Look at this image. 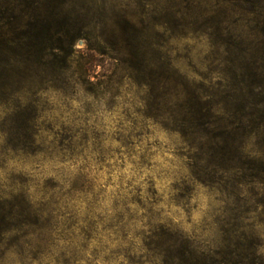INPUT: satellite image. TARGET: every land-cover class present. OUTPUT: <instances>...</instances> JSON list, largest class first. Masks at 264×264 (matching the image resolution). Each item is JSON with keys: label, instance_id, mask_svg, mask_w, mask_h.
Instances as JSON below:
<instances>
[{"label": "rangeland", "instance_id": "rangeland-1", "mask_svg": "<svg viewBox=\"0 0 264 264\" xmlns=\"http://www.w3.org/2000/svg\"><path fill=\"white\" fill-rule=\"evenodd\" d=\"M179 3L0 0L6 22L24 11L28 15H21L22 21L32 16L49 22L55 39L78 37L76 51L106 64L93 68V75L99 74L93 86L74 84L80 77L77 62L66 84L38 70L17 94L0 95V196L24 187L37 209L52 199L57 203L46 208L54 210L50 225L55 229L48 250L21 253L10 236L12 246L0 264H148L142 246L149 225L180 231L201 249L216 248L242 231L254 232L264 256L262 195L255 197L253 186L229 193L196 182L179 137L143 116L147 89L130 77L127 64L114 67L101 55H113L114 49L118 59L128 60L134 46L142 53L146 39L138 31L149 26L151 39L160 42L180 74L206 86L205 78L212 85L227 84L221 53H215L206 36L195 37L187 25L188 2ZM7 5L17 9L15 15L6 11ZM179 10L185 22L172 18ZM33 101L38 106L36 149L43 151L36 156L13 151L9 140L18 119L24 120V113L34 115ZM70 221L75 228L72 242H67L65 226ZM84 221L95 223L96 232L81 251Z\"/></svg>", "mask_w": 264, "mask_h": 264}, {"label": "trees", "instance_id": "trees-1", "mask_svg": "<svg viewBox=\"0 0 264 264\" xmlns=\"http://www.w3.org/2000/svg\"><path fill=\"white\" fill-rule=\"evenodd\" d=\"M184 2H188L184 9L192 33L198 35L195 37L206 36L215 53H221L219 61L226 65L223 74H227V84L212 85L205 78L209 83L206 86L204 81L197 83L180 74L160 42L151 39L149 26L143 32L133 26L146 39L142 53L132 44L128 60L118 59L120 53L114 49L113 55H101L108 57L114 67L127 64L130 77L147 89L143 116L179 137L188 150V170L196 182L229 193L253 186V195H262L264 203V0H180L179 6ZM9 6L6 11L15 15L17 9ZM0 11V95L9 91L12 96L17 94L38 70L66 84L73 78L77 62L80 77L74 84L93 86L92 79L99 75H93V68L106 67L104 63L96 64L93 55L74 49L78 37L55 39L49 22L32 16L22 21L21 15H28L24 11L6 22L1 4ZM173 17L186 21L180 10ZM162 25L168 30V22ZM106 43L113 46L111 41ZM31 108L34 115L24 113L26 118L18 119L9 140L13 151H32L36 156L43 153L36 149V101ZM73 190L82 192L83 188ZM56 204L52 199L43 209H37L24 187L1 195L0 258L12 246L10 236L21 253L47 251L55 229L50 225L54 210L46 208ZM94 224L81 229V251L93 239ZM74 228L73 222H67V242H72ZM149 228L142 246L148 264H264L262 246L254 232L242 231L216 248L201 249L180 231L161 225Z\"/></svg>", "mask_w": 264, "mask_h": 264}]
</instances>
